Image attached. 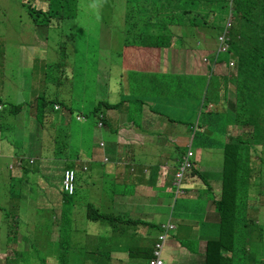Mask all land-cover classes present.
<instances>
[{"label": "rangeland", "instance_id": "rangeland-1", "mask_svg": "<svg viewBox=\"0 0 264 264\" xmlns=\"http://www.w3.org/2000/svg\"><path fill=\"white\" fill-rule=\"evenodd\" d=\"M92 1L103 7V12L91 16L99 19L89 26L91 32L79 29V25L74 31L72 26L61 27L59 21L52 22L46 31L44 27L35 28L31 16L22 9L20 0H0V148L1 144L9 145L14 151L11 156H0V213L4 214L3 221L6 220V224L0 226V264H150L154 244L162 234L161 224H166L169 216L175 229L170 230L162 241L161 256L164 262L175 264L186 254L193 256V253L181 256L180 250H186L187 244L195 238L199 240L203 230L200 224L207 219V212L203 201L188 198L186 193H192L201 185L199 182H189L190 186L182 188V193L186 190L185 195L176 197V189H171V183L176 173H184L181 170L185 167V164H181L183 160L187 158L201 163L202 157L198 155L200 149L196 145L205 142L204 137L213 139L219 149L217 155L207 157V163L217 166V172L222 166L229 173L228 179L235 178L239 186L237 192L248 188L241 176V173L250 170L248 162H243L238 169L243 172L232 175L234 152L229 149L227 161L223 156V148L229 138L240 136L257 144L252 134L253 131L257 134L259 128H254L253 124L246 121L243 126L242 123L225 119L227 111L241 114L242 120L247 119V113L242 112V100L240 97L236 100L232 89L236 68L231 64L230 55L227 56L228 51L224 54L218 52L217 36L222 30L227 32V28L222 29V26L216 31L211 30L212 33L195 32L199 39L186 40V36L183 41L186 40L187 45L161 51L152 74H146L142 79V73L137 72V82L136 77L131 80V92L128 93L131 102L123 100L119 108L104 111L112 121L106 123L109 126L107 132L97 126L94 108L99 102H118L119 99L115 97L117 84H126L128 80V75L121 77L123 56L118 54L122 48L124 30V20L120 15L125 11L122 0H82L85 4ZM31 5L33 9L42 7L43 11L46 10L40 1ZM111 12L117 13L115 17ZM85 18L87 23L92 19ZM29 34L33 35L32 43L27 45L23 40H28ZM208 55L215 56L214 61L211 62L212 58L209 60ZM209 67L211 76L207 72ZM160 74L178 75L174 81L176 78L185 80V92L183 89L179 96L174 97L173 103L164 99L171 95L161 92L163 79ZM224 77L228 78V91H225ZM186 81L195 83L199 94L197 97L187 90ZM213 91L215 95L212 103L210 97ZM19 93L21 97L18 99ZM37 96L50 101L58 100L68 112V127L55 129L59 143L57 148L53 153L45 151L50 155L40 151L42 141L38 136L39 123L36 121ZM153 96L158 97L157 101ZM16 100H22V113L11 115L10 106H17L14 104ZM135 108L137 126L132 125L131 120L125 123L129 113L130 116L135 115L131 112ZM158 108L157 111L167 108V112L175 115L172 116L175 120L178 117L177 121L159 118L155 111ZM58 116L60 112L49 111V118ZM77 116L79 121L76 120ZM151 118L154 122H151ZM195 123L199 125L197 130L190 126H195ZM235 123L238 128H233ZM124 126L129 128L118 130ZM137 127L148 130L147 133L153 131L154 135L150 137H139L150 142L153 140V144L137 142ZM257 132L264 137L261 129ZM117 134L124 139V144L119 140L120 155L124 162H119L108 149L112 141L117 143ZM3 135L6 136L1 139ZM81 138L82 144L79 142ZM100 142L105 144L104 148L99 147ZM260 143L256 152H261V145H264L262 139ZM93 151H99V161L90 163L89 168L87 165L89 170L84 171V177L78 184L91 186L94 183L99 185L101 192H116L112 197L111 208L116 213L137 220L127 219V224L119 225L121 230L118 233H114L107 224L84 219L83 205L77 200L73 199L68 205V210L73 213L72 218L70 211H67L66 220L63 221L60 219L61 211L54 209V204H48L62 187L63 171L71 164L74 169H78L74 157L78 155L89 159ZM163 151L169 157L174 156L175 161L168 162L169 157L161 159ZM244 154L245 151L242 152ZM45 157L43 166L40 160ZM104 157H107L108 162H102ZM116 166L118 169H115ZM206 166H200L201 172L206 170ZM15 170L21 172L19 176L13 173ZM24 170L27 173L23 174ZM187 171L184 173L186 178L193 169L190 167ZM100 173L103 175L100 176ZM149 173L159 175L147 181ZM208 178L212 179L210 175ZM146 181L151 183L149 188L155 190L154 195L159 199L145 194L147 188L140 183ZM202 182L210 188L206 179ZM259 187L264 192V185ZM48 188H53L55 195L45 194ZM86 190L88 188L83 187L81 191ZM209 191L214 193L212 189ZM216 194L224 202L227 197L228 202H235L227 207L232 215L238 211V204L249 201L246 198L245 202H237L238 193ZM87 199V196L84 197L82 203H86ZM164 199L169 203L167 209L146 210L152 204L164 202ZM261 202L259 195L248 204L251 209L248 215L243 212L247 226L242 229L239 241L233 236L232 246L243 258L233 260L230 264H264V210H259ZM152 215L157 216L153 223L149 219ZM253 217H261V220L255 221ZM227 221V229L232 233L231 221ZM252 223H259L258 230L254 229ZM64 226L67 227L68 237L64 234L58 236L57 230ZM5 238H8L7 242ZM181 239L182 243L179 241ZM200 257H191V263L204 264L199 260ZM252 259L257 262L254 263ZM182 262L188 263L184 259Z\"/></svg>", "mask_w": 264, "mask_h": 264}, {"label": "trees", "instance_id": "trees-1", "mask_svg": "<svg viewBox=\"0 0 264 264\" xmlns=\"http://www.w3.org/2000/svg\"><path fill=\"white\" fill-rule=\"evenodd\" d=\"M38 1L42 2L46 7L45 11H43L42 7L38 9L32 8L31 4H35ZM20 2L22 9L28 12L33 19L35 28L44 27L45 31L47 28H50L49 26L52 22L57 23V21H59L61 27L72 26L73 30L79 25V29L84 28L90 30L89 26L93 24V21L96 22V19L99 20L98 18L91 16L102 14L103 12V7L96 5L93 1L88 4L83 3L82 0H20ZM122 3L124 4L125 12L121 13L120 16H122V19L124 20V30H122V48L118 54L123 56V67H120L123 71L121 77L128 75V80L126 84H123L122 82H118L117 84L115 97L119 99L118 102L109 104L107 101H103V103L99 102L94 108V113L98 118L97 126L98 123L103 124L101 127L98 126L99 128L108 132L109 126H107L106 123L112 121L110 120L109 115L106 116V114H104V111L115 110L117 107L119 108V105L123 102V100H127L128 103L131 102V96L128 94L131 92V80H135L133 77H136L137 82V72L142 73V79H144V75L150 73L152 74L156 64L158 63L161 51L185 46L187 45L185 43L186 40H190L191 38L194 40L199 39L195 32L202 31L204 33H212L217 30L216 28H221L222 26L224 28L227 22L230 21L229 53L227 56L230 55L231 64L236 68V76L232 79V89L236 94V100L238 101V97L241 98L243 103H240L242 106V112L247 113V119L242 120L243 118L241 114L233 113L231 111L226 112L227 114L225 119L227 121L232 120L236 123H242L243 126H245L244 121H246V123L253 124L254 128L259 127L257 130H262L264 136V0H122ZM114 14L117 13L111 12L113 17H115ZM85 17L92 19H90L87 23ZM35 18H38L40 21H36L37 19ZM38 23H41L42 25L39 26L37 25ZM107 25H110V23L107 22ZM186 36L188 37L183 41ZM32 37L33 35L29 34V39L23 41H26L27 45H29L32 43ZM207 58L209 60L212 58V60H210L212 62L214 61L215 56L208 55ZM207 72L210 73V76L212 75L211 67L207 68ZM159 76L163 79V88L161 92L163 94L166 93L171 95V98H164L167 102L173 103L174 97L179 96L183 89L185 92V82L183 83L184 80L179 81L180 79L176 78L174 81V77L178 75L173 77V75L170 74H160ZM223 79H226L225 91H228V78L224 77ZM186 83L187 84L185 86H187V90H191L193 95L197 97L199 94H197L195 83L193 81H186ZM230 88L231 87H229V89ZM132 95L137 97V94L134 92H132ZM214 95L215 92L213 91L210 97L212 103L214 101ZM152 98L157 101L158 97L153 96ZM46 104L47 103L43 97H38L36 99V106L39 115L37 122L39 124L43 123L41 118L44 115V107ZM52 104L64 106L58 101H52ZM20 109L21 106L19 105L14 107L13 114ZM136 109L137 108L131 109V112H134L135 115L130 116V113L128 112L129 117L126 118L125 123H127L128 120H131L132 125L137 126ZM151 109L153 108H150V110ZM159 109L160 108L155 109L158 116L165 117L169 121H177L178 117L175 120L173 118L175 115L167 112V108L157 111ZM77 119L80 120L78 117ZM151 122H154V120H151ZM190 126L192 129H199V125L196 126V123L195 126L192 124ZM122 128L126 129L129 128V126H124ZM51 129L55 131V129ZM116 129L117 128H115L114 133H116ZM257 130V134H255L254 131L252 134V138L257 144L250 139L244 141L240 137H232L233 139L229 138L223 148V156L226 161L229 149L234 152V173H231L232 175L243 172L238 169L243 162H248L250 170L246 173H241V176L244 178V182L248 184L246 191L240 190L237 192L239 186L235 178L228 179L229 173H226V170L223 169L222 166L220 172H215L209 168V166L212 165H209L206 159H203L201 163L198 164L193 160V162L191 160L189 161L194 175L199 177L203 173H220L224 182L223 188L230 189L235 194L238 193L237 202H241L242 200L245 202L246 198H248L249 201L242 205L238 204V211L234 215H232L229 211L230 208L227 210V205L235 204V202L227 201L223 208L221 206L223 203L217 205V210L220 212V215L225 221L226 229L227 220H230L232 224V233H230L227 229L229 242H225L224 238L220 236L218 243L207 241L205 245L206 249H204L205 251L203 250V252L200 253V239L198 240L195 238L187 244L186 250L185 248L180 250L181 256L186 253H193V256H188L189 254H186L187 256L180 258L175 264H178L183 259L185 260L189 257L195 256H204V262L206 264H230L233 260L238 259V257L239 260L243 258L240 254L232 255L230 258H226L224 256V251L227 250L231 244L233 245V236L236 237L237 241L241 239L242 229L247 226L245 220L243 219V212H246L248 215L251 211V209L248 208V204L254 201L256 197H259L261 193L258 188L259 186L264 185V145H261V154L259 151L256 152L257 147L261 144V139L264 143V137H262ZM142 131L145 135L148 134V136L153 134V131L147 133L148 130L146 129H143ZM5 136L6 135H3L1 139ZM204 140L205 142H198L196 145V148L200 149L198 150V153H200V151H204L203 156H215L214 153H217V151L212 152L210 155L205 152L206 150L215 149L211 139L205 138ZM79 142L82 144L83 139L81 138ZM44 149H49L51 150L50 153H53V140L47 141ZM243 151H245L244 156L242 155ZM64 154L62 156H64ZM46 158L47 157L40 160V162H42L41 165L44 166ZM205 162L208 166L205 165ZM214 163L218 162L214 161ZM200 166H206V170L201 172ZM69 168L73 169L74 167L71 164V166L66 169ZM25 173H27L26 170H24L23 174ZM75 173L76 179L74 182L73 193L68 194L63 190V187H61L59 190L60 193L58 192L57 196L54 198L51 197V202H48V204H54L56 206L54 209H59L61 211L60 219L62 221L66 220L65 213L67 211H70V219L72 218L73 213L71 210H68V205L70 201L72 202L74 199L83 205L84 219L86 218L88 221L107 224L114 233H118L121 230L119 228L120 224H127V219L137 222V220H133L125 216V214L116 213L115 210L111 208L110 204L112 197H114L113 195L116 194L115 191H112L111 193L109 191L101 192L99 191V185L94 183H92L91 186L78 184L81 181L80 175L76 170ZM201 180L205 181L203 177ZM83 187L88 188V190L81 191ZM45 194H49L50 196L55 195L53 193V188H48ZM252 194L253 199L250 197ZM86 196L88 197L86 203H82V199ZM261 209L264 210L262 206L261 208L259 206L260 212ZM257 219L258 217H253V220L256 221ZM3 220L4 214L0 213V226L6 224V220ZM169 223L172 224L171 220L166 224ZM254 224L255 223H252L253 226ZM201 228H203V230H201L200 234L207 232L205 224H203ZM161 230L163 233L164 230L162 228V224ZM169 231L166 232L165 236ZM57 232L58 236L64 234L68 237L69 234L67 227L65 226L62 228L59 227ZM183 239H185V236ZM183 239L179 241L182 243ZM7 240L8 238H5V242H7ZM7 260L8 257L6 256V261ZM252 260L254 263L257 262L256 259Z\"/></svg>", "mask_w": 264, "mask_h": 264}, {"label": "crops", "instance_id": "crops-1", "mask_svg": "<svg viewBox=\"0 0 264 264\" xmlns=\"http://www.w3.org/2000/svg\"><path fill=\"white\" fill-rule=\"evenodd\" d=\"M165 75H168V74H165ZM170 75H172V74H170ZM185 82V80L183 81V83ZM102 84L104 85V79H102ZM30 86H31V83H30ZM69 92H70V90H69ZM69 92H67V93H69ZM21 94L19 93V95H18V99L21 97L20 96ZM101 96H103V93H101ZM38 97V96H37ZM171 98V97H170ZM45 100V99H44ZM166 100V99H165ZM20 101H22V100H16L15 102H14V104H17V105H19V106H23V105H21V102ZM46 101V106L44 107V115H43V117L41 118L42 120H43V123L42 124H39V127H38V136H39V138H40V140L42 141V149H40V151L42 152V154H44V155H50L49 153H47V152H45V151H48V152H50L51 150H49V149H44V147H45V145L47 144V141H49V140H53V142H54V150H55V148H57V146H58V139H57V136H56V131H54V130H52L51 128H53V129H58V128H64V129H66L67 127H68V125H69V121H68V119H67V116H68V112L65 110V106H58L59 107V109L58 110H55V109H52V106L48 103L50 100H45ZM55 101H58V100H55ZM11 107V115H16V114H20V113H22V111L20 112V110L19 111H16L15 112V114H13V112H14V105H12V106H10ZM150 109V108H149ZM50 110H54V111H57V112H60V116H58V117H55V118H49V111ZM67 115V116H66ZM77 117H79V116H77ZM77 117H76V120H78L77 119ZM159 118L160 117H162V116H158ZM38 118H39V115H38ZM38 119H36V121H37ZM150 120H153V118H151ZM79 121V120H78ZM234 125V127L233 128H238V126L236 125V124H233ZM232 125V126H233ZM232 128V127H231ZM121 129H125V128H119L118 130L119 131H121ZM143 129H140V128H138L137 127V142L138 143H143L144 145H146V144H153V140L150 142V140H146V139H142V138H139V137H141V135H143V136H146V137H150V136H148V135H144L143 133V131H142ZM202 134H204V132L202 131ZM227 135H228V133L226 134V137H227ZM210 137V136H209ZM237 137H240V136H237ZM115 138L117 139V143H114L115 141H112L113 143L112 144H110V146H109V148L108 149H110V151H111V153L114 155V156H116V159L119 161V162H124V160H122V158H123V156H121L120 154L122 153V152H120V150H121V148H120V144H121V142L124 144V141H122V140H124L123 138H122V136L120 137V134H117V137L115 136ZM153 138H154V136H153ZM204 138H207V137H204ZM242 140H244V141H247V139H243L242 137H240ZM121 142H120V141ZM211 141L213 142V144H214V146H215V149H211V150H206L205 152L206 153H208L209 155L212 153V152H215V151H217V150H219L218 149V145L216 144V142L213 140V139H211ZM137 143V145H140V144H138ZM140 146H142V145H140ZM105 146H103V147H101V148H104ZM100 151V150H99ZM98 151V152H99ZM98 152L97 153H95L94 151L92 152V155L90 156V158L89 159H87V158H82L81 156H78V155H76L75 157H74V159H75V161H76V164H75V167L78 165V170L77 169H75L76 171H77V173L80 175V179L81 178H83L84 177V171H83V167L85 166V167H87V165H88V168H89V164L90 163H97V161H99V157H98ZM65 153V152H64ZM167 153V152H166ZM164 151H163V155H161L162 157H161V159H163V160H165L167 157H169L168 155L169 154H166ZM176 153H178V149H176ZM203 153H204V151H200V153H199V156L200 157H202L201 158V160H203V159H208L207 157H208V155H206V156H203ZM12 154H14V151L13 150H11V148H10V146L9 145H3V144H1V148H0V156H2V157H8V156H11ZM217 153L215 152L214 153V155H216ZM260 154H261V152H260ZM174 158V156H170L169 157V160H168V162L169 161H171V162H173V161H175V158ZM102 162H103V160H102ZM167 162V164H169ZM104 163V162H103ZM87 168V170L85 171V172H87L89 169ZM209 168H211L213 171H215V169H217V166H215V165H212V166H209ZM74 169V168H73ZM115 169H118V167L116 166L115 167ZM220 170H221V167H220ZM92 171V170H91ZM123 171L125 172L126 170L125 169H123ZM215 172H217V171H215ZM215 172H213V173H203L201 176H199V177H197V176H193V173H189V175H188V177H187V179H186V186H190L189 185V182H199L200 183V185L201 186H199L195 191H193L192 193H186V197H188V198H191V199H193V200H201V202L204 204V206H205V208L204 209H206V212H207V219L205 220V222H203V223H201L200 224V227L203 225V224H205V226H206V229H207V232H205L204 234H199V239H200V243H201V246H200V253H202L203 252V245H204V249H206V242L207 241H213V242H219V237L220 236H222L223 238H224V240H225V242L226 241H228L229 242V240H228V232H227V229H226V226H225V221L223 220V218H222V216L220 215V212L217 210V205L218 204H222L221 206H222V208L224 207V205H225V203L228 201L227 200V198H225V202L224 201H220L221 199H220V196L219 195H217L216 193L218 192L219 194H222V193H224V194H228L229 192H232L230 189H224L223 188V179H222V176H220V173H215ZM13 173H17V176H19L20 174L19 173H21L20 171H18V170H15ZM92 173H97L96 171H92ZM102 173H100V176H102L101 175ZM150 174V176H149V178L147 179V181L150 179H152L155 175H157V177H158V175H159V173H149ZM161 174V173H160ZM166 173H164V175H165ZM211 176V178L212 179H209L208 178V176ZM176 174L174 175V181H173V183H171V189L172 190H174V189H176L177 188V186H176ZM204 178V179H206L208 182H209V184H210V188H207V187H205L204 185H203V182H202V180H201V178ZM208 178V179H207ZM147 181L146 182H141L140 183V185L141 186H145L147 189L145 190V194H148V196L150 197V198H152V197H157V199H159L158 198V196H155L154 195V193H155V190L153 191V190H151L149 187H150V185H151V183H147ZM148 184V185H147ZM174 189H173V188ZM210 189H212L213 190V192L214 193H212V192H210L209 190ZM259 190H261L260 189V187L258 188ZM186 192V191H185ZM185 192H183V194L182 195H185ZM260 197H261V205H262V207H263V209H264V192H263V190H261L260 191ZM182 195H177L176 194V197H178V196H182ZM148 198V197H147ZM229 199V198H228ZM168 202L166 201V199H164V202H160L159 201V203H156V204H152V205H150V207H148V209H146V210H151V211H153V210H155V209H157V208H163V209H167V206H168ZM154 205H156L155 207H154ZM227 207H228V205H227ZM144 209H145V207H144ZM198 210V209H197ZM218 215V216H217ZM150 219V222H152L153 223V221L154 220H157V216L156 215H152V217L151 218H149ZM171 220V217L169 216V219H168V221H170ZM258 221H260V218H258L257 219ZM91 222V221H90ZM171 223H172V221H171ZM173 224V223H172ZM163 225V224H162ZM174 225V224H173ZM258 225H259V223H255L254 224V229L255 230H258V228H256V227H258ZM93 226H95V225H93ZM175 226V225H174ZM95 233H97V232H95ZM98 234V233H97ZM232 244H231V246L227 249V250H225L224 251V256L226 257V258H230L232 255H236V254H238V253H236V251H234L233 250V248H232ZM205 251V250H204ZM230 253V256L228 255ZM226 255H228V257L226 256ZM239 258V257H238ZM162 259H163V257H162ZM164 260V259H163ZM185 260H187V264H192L191 262V257H189V258H187V259H185ZM200 261H203L204 262V260H205V258H204V256H201L200 257V259H199ZM178 264H183V262L182 261H180ZM204 264H206L205 262H204Z\"/></svg>", "mask_w": 264, "mask_h": 264}, {"label": "built area", "instance_id": "built-area-1", "mask_svg": "<svg viewBox=\"0 0 264 264\" xmlns=\"http://www.w3.org/2000/svg\"><path fill=\"white\" fill-rule=\"evenodd\" d=\"M229 24V27L227 26ZM230 21L227 22V24L225 25V27L223 29H226L227 28V32L224 30L221 31V33L217 36V42H218V52L219 53H225L228 51V48H229V29H230ZM98 126L101 127V123H98ZM101 147H103V143L101 142L99 144ZM190 155V153L188 154ZM104 162H107V159L104 158L103 159ZM190 160H188L187 158L185 160L182 161L181 164H185V167L181 168V170L183 171L184 170V173L191 167L190 163H189ZM83 170H87V168L83 167ZM184 173H176V194L177 195H182V188H181V181L183 179V176H184ZM75 179H76V173H75V170L74 169H66L63 171V174H62V187H63V190L65 192H67L68 194H71L73 193V189H74V182H75ZM162 228L164 229V234L162 236H160L159 238V241H157L154 245V249H153V259L152 261L150 262V264H163V259L161 257V251H162V241L166 238L165 234L167 231L169 230H172L175 228L174 225L172 224H166V225H163Z\"/></svg>", "mask_w": 264, "mask_h": 264}, {"label": "clouds", "instance_id": "clouds-1", "mask_svg": "<svg viewBox=\"0 0 264 264\" xmlns=\"http://www.w3.org/2000/svg\"><path fill=\"white\" fill-rule=\"evenodd\" d=\"M38 97H36V99H37ZM44 98V97H43ZM45 99V98H44ZM46 100V99H45ZM53 101H55V100H53ZM51 106H52V109H55V110H58L59 109V104H52V101H49L48 102ZM18 106V105H17ZM14 107H16L15 105H14ZM103 143V142H102ZM104 144V143H103ZM103 146H105V144L103 145ZM99 147L101 148V146L99 145ZM104 158H106L107 159V157H104ZM103 158V159H104ZM104 162V161H103ZM107 162H108V159H107ZM85 167V166H84ZM85 168H87V167H85ZM86 171V170H85ZM188 171H189V169H188ZM187 171V172H188ZM63 174V173H62ZM193 176H196V175H194L193 174ZM186 177L185 176H183V179H182V181H181V188H183L184 186H186ZM186 191V190H185ZM184 191V192H185ZM91 222H94V221H91ZM163 226V225H162ZM164 230V229H163ZM164 234V232L161 234V236ZM241 238H242V234H241ZM0 242H1V238H0ZM155 245V244H154ZM153 249H154V247H153ZM162 257V256H161ZM152 259H153V251H152ZM163 264H165V262H164V260H163Z\"/></svg>", "mask_w": 264, "mask_h": 264}]
</instances>
